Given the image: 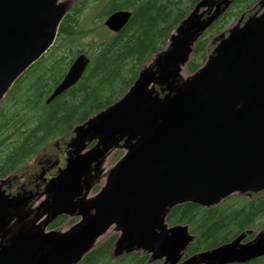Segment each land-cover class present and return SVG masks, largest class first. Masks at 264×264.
Listing matches in <instances>:
<instances>
[{
    "label": "water",
    "instance_id": "water-1",
    "mask_svg": "<svg viewBox=\"0 0 264 264\" xmlns=\"http://www.w3.org/2000/svg\"><path fill=\"white\" fill-rule=\"evenodd\" d=\"M232 2L198 0L126 92L72 127L65 167L37 196H8L0 180V264H75L110 227L118 233L113 257L141 250L161 264H242L264 256L263 227L185 257L194 234L166 221L179 204L209 207L264 190V0L226 37H214L198 69L184 72L195 42ZM71 3L0 0V101L52 46ZM130 16L119 9L103 25L117 32ZM88 63L78 54L46 102L74 85ZM118 148L122 156L108 163ZM61 214L80 218L62 232L39 227Z\"/></svg>",
    "mask_w": 264,
    "mask_h": 264
},
{
    "label": "trees",
    "instance_id": "trees-1",
    "mask_svg": "<svg viewBox=\"0 0 264 264\" xmlns=\"http://www.w3.org/2000/svg\"><path fill=\"white\" fill-rule=\"evenodd\" d=\"M196 1L106 0L102 4V0H75L60 23L55 44L15 82L0 105V178L21 171L53 140L69 134L75 123L118 99L134 80L139 66L165 44L170 30ZM254 2L236 0L233 7L239 11ZM90 8L98 9L97 17L119 9H129L132 15L119 32L105 35L107 32L102 29L97 40L85 43L90 32L95 34L85 26L84 14ZM237 11H228L213 28L224 26ZM205 43L201 39L196 44L187 66L189 71L203 61ZM78 52L90 57L85 73L75 85L45 103L62 79L71 61L68 58ZM262 214L261 199L230 197L208 208L192 203L175 206L166 220L169 224L189 225L195 238L186 254H192L226 243L241 231L260 225ZM110 244L111 240L92 255H105ZM243 264H264V257Z\"/></svg>",
    "mask_w": 264,
    "mask_h": 264
},
{
    "label": "flooded vegetation",
    "instance_id": "flooded-vegetation-1",
    "mask_svg": "<svg viewBox=\"0 0 264 264\" xmlns=\"http://www.w3.org/2000/svg\"><path fill=\"white\" fill-rule=\"evenodd\" d=\"M65 143L55 142L53 145L57 148V155H46L39 157L34 167L31 170H26L25 173L17 174L11 177L10 181L5 183L6 191L9 195L23 194V195H34L36 196L38 192L43 189L46 180L54 176L60 167L64 166V150ZM54 162L56 164H54ZM43 172L42 175H39ZM35 217H28L26 220V226L32 231L35 230L34 222L32 221ZM44 219V218H43ZM46 223H40V228H45L46 230L62 231L68 228L71 224L78 220V217H67L66 215H61L58 217H46ZM7 242L5 241V244ZM142 258V256L137 255Z\"/></svg>",
    "mask_w": 264,
    "mask_h": 264
},
{
    "label": "rangeland",
    "instance_id": "rangeland-1",
    "mask_svg": "<svg viewBox=\"0 0 264 264\" xmlns=\"http://www.w3.org/2000/svg\"><path fill=\"white\" fill-rule=\"evenodd\" d=\"M106 0H102V4L105 3ZM75 3V0H72V4L74 5ZM236 7H233L231 9V12H235L237 9H235ZM89 10L91 11H88L84 14V16L87 15L86 19H87V23L85 26H87V28H92V31L95 32V34L91 33L85 37V43H89L92 40H97V38L99 37L98 36V33H102V29L104 31H106L107 33L105 35H108V30L105 29L104 25H103V21L105 19V16L101 17H97V12H98V9H93V8H90ZM237 17L235 18H232L230 20H228L227 24L223 27V28H220L219 30H215L213 27L210 28L209 30H207L204 34H203V39L206 40V43H207V47H208V51H207V54L210 53L211 49L213 48V44L210 45V41L211 39L216 36V33H219L221 31H223L226 27H228L229 25L233 24L235 21H236ZM91 22V23H90ZM102 27V28H101ZM111 33V32H110ZM86 50H89L88 47H85ZM205 54V52H204ZM75 55H73L72 57H69L68 60H72V58L74 57ZM49 58H47L48 60ZM150 60V58L146 61H144L140 66L139 68L146 62H148ZM69 65V64H68ZM68 67V66H67ZM67 69V68H66ZM184 72H188L187 69L185 68L184 69ZM71 132L69 134H67L66 136L62 137V138H59L57 139L59 142L61 141H64V140H67L70 136H71ZM54 144V141L52 144H50V146L47 148V150L45 152H43L41 154L40 157H43L46 156V155H57V148L53 145ZM122 151L121 150H115L110 156L109 158L107 159L108 163H113L114 161L118 160L119 156L121 155ZM46 154V155H45ZM40 155V154H38ZM39 156H34L33 158L30 159V161L28 162V164L26 165V169L27 170H31L34 166L33 164L36 162V159L38 158ZM96 188H98V186L94 187L92 189L91 192H93L94 190H96ZM260 196H264V194H260L258 193V195H255L252 197V199L254 198H257V197H260ZM259 223H261L260 225L254 227L253 229L254 230H257L259 228H263L264 227V215L262 214L260 216V220H259ZM117 236V232H115L113 229H110L107 233H105L99 240H98V245L101 243H105L106 241H108L110 238L112 237H115ZM137 255H140L142 257L145 258V261L147 259H149V255L146 254V253H141V252H138ZM117 261L116 259H110L107 255H103V256H100V257H94V260L93 262H91V264H98V263H102V264H115ZM147 262V261H146ZM153 264H160V261H153L152 262ZM121 264H139V260L138 258H129L128 256H126V258L124 259V261L121 262Z\"/></svg>",
    "mask_w": 264,
    "mask_h": 264
}]
</instances>
